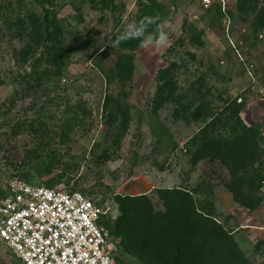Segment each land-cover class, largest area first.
Here are the masks:
<instances>
[{
    "label": "rangeland",
    "instance_id": "1",
    "mask_svg": "<svg viewBox=\"0 0 264 264\" xmlns=\"http://www.w3.org/2000/svg\"><path fill=\"white\" fill-rule=\"evenodd\" d=\"M112 1L105 12L84 0L56 2L49 12L58 21L64 56L49 63L39 53L27 61L20 56L29 18L42 16L37 2L0 0V196L11 181L80 192L102 211L115 263L148 264L147 257L122 251L124 230L113 235L120 215L115 198L146 195L161 212L157 190H184L249 264H264V186L262 203L249 210L222 187L227 172L218 162L192 164L201 144L212 139L243 144L242 155L252 151L251 136L232 134V112L240 103L242 123L260 125L264 136V29L254 15L238 12L236 0H214L208 9L201 0ZM150 1L160 10L150 33L166 32L168 44L139 46L133 53L122 99L112 78L116 59L126 51L113 45ZM171 64L177 102L156 107L158 72ZM117 102L128 111L124 134L110 125L123 115ZM135 221L132 211L125 231ZM0 264H20L1 243Z\"/></svg>",
    "mask_w": 264,
    "mask_h": 264
},
{
    "label": "trees",
    "instance_id": "2",
    "mask_svg": "<svg viewBox=\"0 0 264 264\" xmlns=\"http://www.w3.org/2000/svg\"><path fill=\"white\" fill-rule=\"evenodd\" d=\"M40 6L42 16L30 17L28 20L27 43L20 51L25 61L36 53L49 63H60L64 56L61 42V30L56 16L50 14L59 0H35ZM94 10L105 12L110 10L112 0H84ZM237 10L242 16L254 15L258 29H264V6L258 0H236ZM159 6L150 1L141 4L136 22L145 18L155 19L148 26L150 33L159 22ZM140 41L131 39L118 45L126 51L115 61L112 81L118 90L117 96L125 99L133 74L134 55ZM176 65L171 64L158 72V85L155 92L156 107L168 102L176 103V83L173 77ZM112 102V101H111ZM107 104L109 101L107 100ZM117 109L122 118L117 122L114 118L110 124L117 126L118 133L124 134L128 125V111L125 105L117 102ZM241 103L232 112V134L241 139L253 138L254 148L247 155L241 154L243 144L228 146L215 142L214 139L203 142L195 153L192 164L197 165L203 160L211 164L216 162L227 172V179L222 187L232 196L234 202L252 210L262 203L261 190L264 186V136L260 125L245 126L239 113ZM117 122V123H116ZM235 124V125H234ZM121 135L118 134V137ZM213 175H215L213 173ZM163 204V210L156 212L146 195L137 197H116L119 206V217L112 228L113 235L119 236L123 230L127 233L121 239L120 247L126 255L136 257L134 252L149 259L148 264H249L240 252L236 242L224 228L209 216H205L196 208L190 192L177 189H160L156 191ZM1 197V196H0ZM134 212L136 221L130 231L127 219ZM111 237V236H110ZM147 263V261H146Z\"/></svg>",
    "mask_w": 264,
    "mask_h": 264
},
{
    "label": "built area",
    "instance_id": "3",
    "mask_svg": "<svg viewBox=\"0 0 264 264\" xmlns=\"http://www.w3.org/2000/svg\"><path fill=\"white\" fill-rule=\"evenodd\" d=\"M214 0H201L208 9ZM102 211L77 191L11 181L0 197V243L20 264H116Z\"/></svg>",
    "mask_w": 264,
    "mask_h": 264
},
{
    "label": "clouds",
    "instance_id": "4",
    "mask_svg": "<svg viewBox=\"0 0 264 264\" xmlns=\"http://www.w3.org/2000/svg\"><path fill=\"white\" fill-rule=\"evenodd\" d=\"M151 23H155V19L145 18L139 22L129 23L124 32L116 38L113 46H118L120 43L131 39L139 40L140 47L145 49L154 46H166L168 44V34L162 30L149 33L147 29Z\"/></svg>",
    "mask_w": 264,
    "mask_h": 264
}]
</instances>
